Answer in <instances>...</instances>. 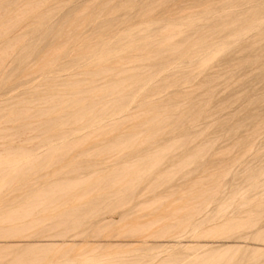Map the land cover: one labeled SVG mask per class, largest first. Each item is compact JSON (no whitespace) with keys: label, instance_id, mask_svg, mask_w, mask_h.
Returning <instances> with one entry per match:
<instances>
[{"label":"rangeland","instance_id":"obj_1","mask_svg":"<svg viewBox=\"0 0 264 264\" xmlns=\"http://www.w3.org/2000/svg\"><path fill=\"white\" fill-rule=\"evenodd\" d=\"M0 129V264H264V0H0Z\"/></svg>","mask_w":264,"mask_h":264},{"label":"bare ground","instance_id":"obj_2","mask_svg":"<svg viewBox=\"0 0 264 264\" xmlns=\"http://www.w3.org/2000/svg\"><path fill=\"white\" fill-rule=\"evenodd\" d=\"M13 113H14V112H13ZM15 113H16V112H15ZM13 117L16 119L17 115L14 114V115L12 116V118H13ZM14 118H13V119H14ZM74 119H75V118H74ZM10 120H11V118H10ZM54 121H55V120H54ZM5 129H6V128H5ZM45 129H46V128H45ZM0 130H2V129H0ZM6 130H7V129H6ZM8 131H9V129L7 130V135L4 134L6 137L4 136L3 138H7V137H8V134H9ZM1 132H2V131H1ZM3 132H6V131H3ZM2 134H3V133H2ZM2 136H3V135H2ZM9 137H10V136H9ZM6 152H7V151H6ZM7 153H9V151H8ZM14 222H15V221H14ZM2 229H3V228H2Z\"/></svg>","mask_w":264,"mask_h":264}]
</instances>
